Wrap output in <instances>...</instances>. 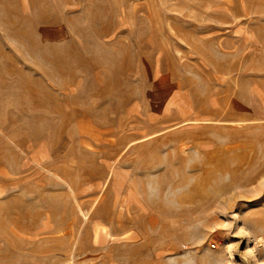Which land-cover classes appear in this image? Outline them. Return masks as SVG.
I'll list each match as a JSON object with an SVG mask.
<instances>
[{"label":"rangeland","instance_id":"rangeland-1","mask_svg":"<svg viewBox=\"0 0 264 264\" xmlns=\"http://www.w3.org/2000/svg\"><path fill=\"white\" fill-rule=\"evenodd\" d=\"M0 264H264V0H0Z\"/></svg>","mask_w":264,"mask_h":264}]
</instances>
